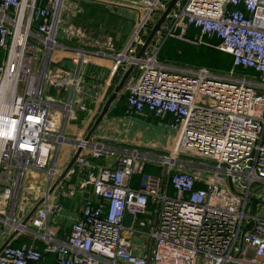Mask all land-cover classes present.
Here are the masks:
<instances>
[{"label": "built area", "instance_id": "built-area-1", "mask_svg": "<svg viewBox=\"0 0 264 264\" xmlns=\"http://www.w3.org/2000/svg\"><path fill=\"white\" fill-rule=\"evenodd\" d=\"M67 1L0 0V227L18 234L33 229L34 240L46 246L40 251L34 244H8L0 264H38L43 252L54 253L56 264H264V217L257 214L264 196L252 213V199L264 193L252 191L256 183L264 184V0H176L154 36L158 39L138 59L151 15L163 12L170 0H141L144 13L116 51L112 39L100 35L96 48L85 47V32L72 24L80 10ZM59 34L82 41L64 44ZM168 37L227 53L232 68L161 60ZM57 50L70 54L78 67L74 75L54 65L48 78ZM93 57H109L112 74L133 65L124 85L125 116L169 117L176 154L183 148L215 163L196 164L83 137L68 140L64 126L73 115L71 103L44 99V85L47 80L55 88L78 85L80 66ZM65 143L82 149L74 165L87 168L86 177L78 185L62 180L22 225L17 212L22 218L29 213L19 206L25 174L45 172L49 189L59 175L57 159ZM88 157L105 165L94 172L85 165ZM147 163L161 166L162 174H145ZM189 163L202 167L186 170ZM135 175L141 176L137 187L132 186ZM89 185L91 195L83 197L68 237L55 240L45 222L60 211L59 198ZM53 195L54 203H48ZM147 213L153 218L139 219ZM126 215L132 216L129 225ZM133 237L149 241L147 253L132 252Z\"/></svg>", "mask_w": 264, "mask_h": 264}, {"label": "crops", "instance_id": "crops-1", "mask_svg": "<svg viewBox=\"0 0 264 264\" xmlns=\"http://www.w3.org/2000/svg\"><path fill=\"white\" fill-rule=\"evenodd\" d=\"M73 7V5H69ZM125 8V7H124ZM127 11H122V16L127 17V19L105 15L102 18H97L100 21L94 20L89 16L83 17L82 19L79 18L81 11L76 13L75 17L73 18L72 24L78 29H85V34H87L86 39L83 40L86 43L85 47L87 48H96L97 43L96 37L100 35L101 37H110L112 39V50H119L125 44L128 35L130 33V29L133 23L138 19L139 13L136 12V18L131 13V8H126ZM87 12V11H85ZM135 12V11H134ZM89 13H92V9H90ZM132 15V16H131ZM109 17H113L112 22H110ZM65 42H63V41ZM82 39L78 41L73 38H68L61 36V42L64 44H75L78 45ZM4 58V53L0 50V63H2ZM60 64L61 67L65 68L67 71L71 72L74 71L72 75L77 72L78 67L74 66L70 62V54L65 51L57 50L52 53L50 59L51 66H57ZM112 67L113 63L109 57H93L90 59V62L85 65H81L79 68V82L78 85L72 86L67 85L56 91L59 95L62 93L63 98L59 105L65 103H71L73 115L72 117L65 123L64 126V134L66 136V132L69 134L68 139L74 140L75 138L85 137L88 131L91 129L95 119L99 115L103 105L105 104L106 100L110 97L112 92L114 91L115 85H117L120 77L122 76L123 72H118L117 74H112ZM116 75H118V80H116ZM125 94L124 88L122 92L117 96V98L111 103L108 113L115 107L119 97ZM106 114L102 119V123L98 124L95 128L94 132L91 135L92 140L97 141V139H106L112 140L127 144H133L138 146H144L153 148L156 150L166 151L167 146L172 145L175 147L177 135L175 132L169 128L170 118H166L165 120H150L149 117H138V116H111ZM104 122V123H103ZM152 124L159 127V130L162 129L163 133L168 134L165 139H159L156 135L150 140L145 141L143 137L145 134H148L154 131L152 130ZM70 125V128L68 127ZM156 133V132H154ZM175 135V138L172 136ZM68 137V136H67ZM168 138L170 140H168ZM170 144V145H169ZM63 153V157L60 160V153ZM76 149L74 146L67 144L63 145L62 149L59 152V164L57 159V166L61 168V166L66 167L70 160L72 159ZM156 155V154H155ZM86 167L92 168L94 172L98 171L99 168L105 165L103 159H92L87 158ZM151 168L158 169V171L162 172L163 168L159 165L151 164L149 165ZM75 170V174L67 175L63 178V183L66 185H78L81 179H84L89 171L87 168L73 166ZM38 172V173H36ZM29 170L25 174L24 181H23V188H26L28 191H31L30 186L31 183H34L35 188L38 186L40 187V196H34L31 198L27 196L26 193L23 191L22 194L25 199L22 200L23 196L21 197V206L22 208L26 209V212L30 211L31 208L47 193L48 188L45 191L46 185L48 184V180H44L41 183L31 182L30 178L40 175V171ZM150 175H161L151 173ZM136 176V175H135ZM133 177L132 186L137 187L139 182L137 179ZM49 185V184H48ZM47 185V186H48ZM33 189V190H34ZM27 191V192H28ZM45 191V192H44ZM91 186H87L81 191L78 190L73 196L69 198H59V204L61 205L60 211L57 213L56 216L48 217L47 221L45 222L51 230L54 232V239L58 241L65 240L69 233L70 227L73 221L80 215L83 197L87 194H90ZM33 194V193H32ZM54 195L50 196L48 199V203H54ZM25 202L29 203L28 208H25L23 205ZM24 218V217H23ZM152 219V218H150ZM13 231L9 230L5 227H0V247L3 243L12 235ZM33 229L28 233H20L15 235L13 239H11L10 243L13 244H34L40 251H43L46 246L41 240H34L33 236ZM146 240V239H145ZM17 241L19 243H17ZM149 242V241H148ZM9 243V244H10ZM132 252L135 255H142L147 253V250L143 252L142 249L139 248L141 244L144 243V239H140L139 237H133L130 239ZM133 243L134 246L132 245ZM150 247V246H149ZM57 257L54 253L50 252H43V258L38 264H56Z\"/></svg>", "mask_w": 264, "mask_h": 264}, {"label": "rangeland", "instance_id": "rangeland-1", "mask_svg": "<svg viewBox=\"0 0 264 264\" xmlns=\"http://www.w3.org/2000/svg\"><path fill=\"white\" fill-rule=\"evenodd\" d=\"M66 4L67 5H73L75 7L76 11L77 10H80L82 12V14H80V16H79L80 19H82L83 17L89 16L90 18H93L94 20H97V18H102L105 15H110V14H112V16L115 17V19H117V17L127 19V17L121 15L122 14V11H124V12L127 11L126 8H131V10H132L131 13H133V16L135 18H136V12H138L139 15H140V13L141 14L144 13V9H143L142 1L141 0H131L130 2H128L126 4H124V2H122L121 0H68ZM90 9H92V13L91 14L89 13ZM85 11H87V12H85ZM161 13H162L161 11L156 10L151 15L150 20H149V25H151V27L156 23V21L158 20V18L161 15ZM113 17H109L110 22H112ZM97 21H100V20L98 19ZM134 23H133V25H134ZM151 27H150V29H151ZM81 30L85 32V29L82 28ZM148 31H150V30L147 29L146 31H144V34L148 35L147 34V33H149ZM87 37L88 36L86 34V36L84 37V39H86ZM157 39H158V37L156 36L154 38V40H157ZM58 41H61V34H59ZM63 42H65V41H63ZM33 43L35 44V42H33ZM161 56H163V55H161V54L159 55L160 59L161 60H165L164 59L165 57H161ZM171 61H173L174 63L179 64V65H184V63H180V62H177L175 60H171ZM51 67L52 66L50 65V69H49V72H48V78H51V76H52V69H51ZM58 67H61L60 64L58 65ZM62 69H64V68H62ZM61 72L62 71L60 70L58 73H55V75L56 76H59V75H61ZM237 73L239 74L240 72H237ZM246 73L251 74V73H253V71L252 70H248V71H246ZM134 74H135V72H134ZM58 90H60V89L51 88L49 86L48 80H47L45 82V85H44V92H43L44 99H50V100H52L54 102L61 103L62 101H64V100H61L63 98V95H62V93L59 95L56 92ZM101 123H102V121L99 124H101ZM68 127L70 128V125ZM151 128L156 133H154V132L151 133L150 132L149 135L148 134H145V136L143 137V139L145 141L150 140V138H153L155 135L159 139H165V137L168 135L166 133H163V130L162 129L159 130V127L156 126V125H154V124H152ZM175 135H176V133H175ZM175 135H173L172 138H175ZM66 138L67 139L69 138V134L67 132H66ZM68 140H72V139H68ZM168 140H170V139L168 138ZM67 144L68 143H65L64 146L67 145ZM166 148H167L166 151L175 152V147H172V145L167 146ZM61 149H62V147H61ZM179 152L181 154L195 155L194 152H192L190 150L183 149V148H181L179 150ZM62 157H63V153H62V150H61L60 160H61ZM60 160L58 158V164H59V161ZM195 167L196 168H198V167L200 168L202 166L195 165V164H190V163L189 164H186V170H190V169H193ZM64 169H65L64 166H61V168L58 167V173H59V175L64 171ZM36 173H38V172H36ZM39 173H40L39 176H35L33 178H30V181L31 182H35V183L37 182L39 184V183L43 182L44 180H46V181L48 180V176H47V174L45 172H39ZM145 174H151V172L148 171V172H145ZM156 174L157 175L158 174H162V172L158 171ZM59 175L56 177V179L59 177ZM140 178H141L140 175H136L135 176V179H137L138 182H139ZM22 184H23V182H22ZM48 184H50V181L49 180H48ZM52 184H53V182H52ZM47 185H46L45 191H46V189L49 186V185L48 186ZM258 186H259V188H258ZM40 187L41 186H38L37 188H35L34 190H31V191H28L26 188L21 187V193L24 191L26 193V195L27 196H30L31 198L33 197V195L38 197V196L42 195V192L40 194ZM228 188H229V186H228ZM222 191L223 192L225 191V187H222ZM252 191H254L256 193H262V192H264V184L262 182L256 183L255 185H253ZM25 204H27V205H23V206L25 208H28V204L29 203L25 202ZM19 206H21V202H20ZM249 211H250V209H249ZM257 214L258 215H261V217H264V205H260L257 208ZM149 215H150V213H147L144 216H140L139 219H145V220H147L148 218H153V215H151V216H149ZM17 218H18L19 221H23L24 220V218H22L20 212H17ZM134 244L135 243H133L132 245L134 246ZM149 246H150V243L147 240L144 239V243L141 244V246H139V248L142 249L143 252H145L149 248Z\"/></svg>", "mask_w": 264, "mask_h": 264}, {"label": "water", "instance_id": "water-1", "mask_svg": "<svg viewBox=\"0 0 264 264\" xmlns=\"http://www.w3.org/2000/svg\"><path fill=\"white\" fill-rule=\"evenodd\" d=\"M176 2V0H170L166 9L161 13L160 17L158 18V20L156 21V23L151 27L147 37L145 38L144 44L140 47V49L138 50L137 54H136V58H140L142 56V53L144 52V50L147 48V46L151 43L152 39L154 38V36L156 35L157 32H159L161 30V26L164 23L166 16L168 15V13L170 12V10L172 9V7L174 6V3ZM133 71V65H131L128 69H126L122 76L120 77L117 85H115L114 87V91L112 92V94L110 95V97L106 100L105 104L103 105L99 115L97 116V118L95 119L91 129L88 131L87 135L84 137V139L86 141L90 140L92 133L94 132L95 128L98 126V124L102 121V119L104 118V116L108 113L109 108L111 106V103L117 98V96L122 92L124 85L128 79V77L131 75ZM98 142H102L108 145H112V146H116V147H124V148H128V149H134V150H138L144 153H151V154H159V155H164L166 157H171L172 153L170 151H162V150H156L153 148H149V147H144V146H138V145H133V144H127V143H122V142H117V141H112V140H106V139H97ZM82 149L78 148L72 159L70 160V162L68 163V165L65 167L64 171L59 175V177L54 181V183L50 186V188L47 190V193L44 197H42L29 211V213L26 215V217L24 218V220L21 222L22 225H25L29 218L34 214V212L46 201V196L47 195H51L52 192L54 191V189L56 188V186L63 180V178L66 176V174L69 172V170L73 167L78 155L81 153ZM176 158H178L181 161H186V162H192V163H196V164H214L215 162L210 161V160H205V159H201L198 157H194L191 155H185V154H176ZM231 186V185H230ZM232 188V187H231ZM233 189V188H232ZM264 196V193L262 195H260L257 198H253L252 199V213H254L255 211V206L257 204H263L261 201V198ZM132 216L131 215H126L125 217V224L129 225L131 222ZM251 223H248L244 228H243V232L246 231V229L250 226ZM18 234V231H14L12 233V235L3 243V245L0 247V252L1 250L7 246L11 239H13L15 237V235Z\"/></svg>", "mask_w": 264, "mask_h": 264}, {"label": "trees", "instance_id": "trees-1", "mask_svg": "<svg viewBox=\"0 0 264 264\" xmlns=\"http://www.w3.org/2000/svg\"><path fill=\"white\" fill-rule=\"evenodd\" d=\"M151 27V25H149ZM216 43V41H213ZM170 44V45H169ZM165 57V60H175L184 65H189L192 67H206L211 70H221L228 71L232 68V57L221 51H218L211 47H205L202 45L188 44L179 41L174 38H166L160 48L159 55ZM160 58V57H159ZM236 71L240 72L241 68L236 67ZM118 75H116V80H118ZM125 102L126 94L119 97L115 107L108 113L111 116H125ZM150 120H158L154 117H149ZM150 164H144L143 171L157 173L158 169L151 168ZM135 187V186H133ZM17 243H19L17 241ZM11 246H21V244L10 243Z\"/></svg>", "mask_w": 264, "mask_h": 264}, {"label": "bare ground", "instance_id": "bare-ground-1", "mask_svg": "<svg viewBox=\"0 0 264 264\" xmlns=\"http://www.w3.org/2000/svg\"><path fill=\"white\" fill-rule=\"evenodd\" d=\"M171 153H172V156H173V157H175V155H176V152H171ZM34 187H35L34 183H33V184L31 183V186H30V188H29V189L33 190V189H34Z\"/></svg>", "mask_w": 264, "mask_h": 264}]
</instances>
